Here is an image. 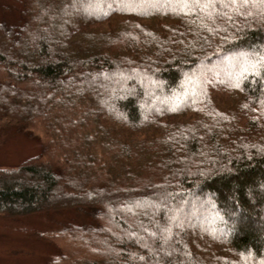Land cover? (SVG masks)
Returning a JSON list of instances; mask_svg holds the SVG:
<instances>
[{
  "label": "trees",
  "instance_id": "trees-1",
  "mask_svg": "<svg viewBox=\"0 0 264 264\" xmlns=\"http://www.w3.org/2000/svg\"><path fill=\"white\" fill-rule=\"evenodd\" d=\"M8 1L0 117L42 148L0 167V217L74 210L46 233L49 264H262L264 71L231 74L264 55V10ZM211 212L223 223L185 221Z\"/></svg>",
  "mask_w": 264,
  "mask_h": 264
},
{
  "label": "rangeland",
  "instance_id": "rangeland-1",
  "mask_svg": "<svg viewBox=\"0 0 264 264\" xmlns=\"http://www.w3.org/2000/svg\"><path fill=\"white\" fill-rule=\"evenodd\" d=\"M11 4L13 3L8 0H0V17L7 14L3 13L2 7L9 6L7 10H10L13 7ZM11 11L12 9L8 13ZM229 63L230 61L227 64ZM41 148L42 135L39 132L20 130L13 120L0 117V167L16 166L40 153ZM209 215L204 222H201V218H186L185 221L187 223L192 219L194 226H200L199 223L206 225L205 221L210 226L223 223L215 217V213L211 212ZM77 217L79 216L74 210L47 215L31 214L18 219L0 217V264H49L57 251L46 233ZM186 223H182L179 229L187 227Z\"/></svg>",
  "mask_w": 264,
  "mask_h": 264
},
{
  "label": "snow or ice",
  "instance_id": "snow-or-ice-1",
  "mask_svg": "<svg viewBox=\"0 0 264 264\" xmlns=\"http://www.w3.org/2000/svg\"><path fill=\"white\" fill-rule=\"evenodd\" d=\"M217 2L220 4L219 9L217 8ZM177 3L179 11L185 15L200 9L210 18L215 15H220L229 21H232V16L229 15V11L234 14L248 15L250 13H245L242 9L253 6L264 10V0H177ZM173 10L175 11V9ZM201 27L206 28L209 32L215 31L214 28L203 22H201ZM217 27H219V25H217ZM236 59L239 63L240 70L231 74L232 80L234 81L232 86L234 87H240V81L246 78V73H253L259 77L261 72L264 71V55H253L250 57L242 53L240 57ZM177 103H179V98ZM173 110H176L175 106ZM165 231H168V229H165ZM249 255H251V252H249ZM262 264H264V261H262Z\"/></svg>",
  "mask_w": 264,
  "mask_h": 264
}]
</instances>
